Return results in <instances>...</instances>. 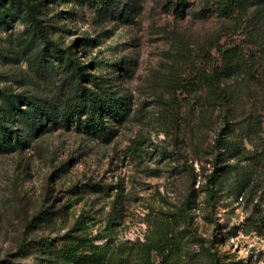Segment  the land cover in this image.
Returning a JSON list of instances; mask_svg holds the SVG:
<instances>
[{
    "label": "rangeland",
    "instance_id": "374dc122",
    "mask_svg": "<svg viewBox=\"0 0 264 264\" xmlns=\"http://www.w3.org/2000/svg\"><path fill=\"white\" fill-rule=\"evenodd\" d=\"M14 1L131 111L111 142L50 126L0 154V264H42L46 241L68 236L144 264L141 248L165 225L175 246L150 264H264V0L247 2L242 26L212 0H188L182 14L178 0ZM30 27L0 26V96H72L73 80L27 48ZM235 47L224 109L202 75Z\"/></svg>",
    "mask_w": 264,
    "mask_h": 264
},
{
    "label": "trees",
    "instance_id": "16d2710c",
    "mask_svg": "<svg viewBox=\"0 0 264 264\" xmlns=\"http://www.w3.org/2000/svg\"><path fill=\"white\" fill-rule=\"evenodd\" d=\"M250 0H212L219 16L233 19L240 26L245 24L248 3ZM82 5L95 6L99 3L108 4L110 0H78ZM188 0H178L177 12ZM25 19L30 23L31 36L27 39V48H37L39 66L42 68H58L67 74V79L73 80V95H66L59 90L56 96L31 99L26 95L2 94L0 96V154L15 153L21 147H27L31 134L38 133L46 127L75 126L79 132L95 135L105 142H111L116 135L115 125L123 123L129 116L131 105L126 96L111 91L96 76L87 73L89 66L82 65L70 51L63 50L50 40L45 32L35 9L25 3H15L14 0H0V26L6 22ZM257 22V20H253ZM86 45H91L86 40ZM45 45V46H44ZM240 47L234 49H218V60L221 64L212 68L210 73L204 72L202 79L211 94L224 109L229 107L232 94L221 83L224 78L234 75L239 68L234 67L235 57L240 54ZM241 50V49H240ZM36 58V59H37ZM95 61L91 66H101ZM249 68V63H244ZM87 84V85H85ZM72 86V85H69ZM16 123H21L18 130ZM218 172H214L207 185V198H214L213 186L218 182ZM173 232L168 225L160 229L147 245L141 248L144 264L151 263L153 252L163 254L165 242L175 246ZM173 236V235H172ZM44 245L47 258L42 264H129L128 259L115 253L110 254L104 248L86 240L68 236L60 242L48 240ZM168 257V256H167ZM211 264H218L213 256Z\"/></svg>",
    "mask_w": 264,
    "mask_h": 264
}]
</instances>
